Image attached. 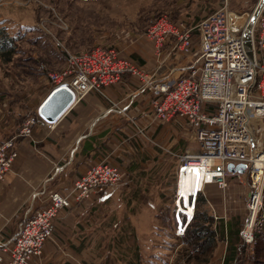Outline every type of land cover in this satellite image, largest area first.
<instances>
[{"label":"crops","instance_id":"obj_1","mask_svg":"<svg viewBox=\"0 0 264 264\" xmlns=\"http://www.w3.org/2000/svg\"><path fill=\"white\" fill-rule=\"evenodd\" d=\"M250 1L243 0L237 7L230 2V7L237 13L250 12ZM163 43L160 49L152 43V50H133L140 59L135 56L131 60L138 64L142 75L123 72L119 80L101 85L99 91L87 92L57 117L52 128L37 118L29 135L22 136L17 132L20 123L16 122L10 131L13 121H8L4 128L9 130L2 134L0 121V142L12 137L17 153L0 179V242L15 232L30 191L43 181L46 190L63 189L87 168L105 163L117 165L121 172L115 188L57 213L51 239L43 244L40 256L34 257L31 264H110L103 260L109 252L104 251L118 246L128 253L116 256L113 264H141L136 258L141 239L136 234L148 229L144 221L149 216L151 200H158L157 192L163 189L160 178L168 166L177 163L179 153L196 145L185 120L165 121L154 116L148 92L136 94L129 101L144 79L154 77L172 84L179 68L191 60V56L170 51V40ZM260 59L264 65V52ZM156 64L159 66L153 72ZM40 75L37 82L30 76L25 79V114L34 115L53 87ZM110 102L123 112H106ZM137 127H142V132ZM247 192V180L246 186L228 183L221 190L211 179L202 183L197 168L189 167L179 174L177 166L165 197L171 196L170 200L181 208L175 209L176 213L186 217L195 209H208L217 238L214 264H233L240 250ZM155 222L154 218L152 223ZM7 262V254L0 251V264Z\"/></svg>","mask_w":264,"mask_h":264},{"label":"built area","instance_id":"obj_2","mask_svg":"<svg viewBox=\"0 0 264 264\" xmlns=\"http://www.w3.org/2000/svg\"><path fill=\"white\" fill-rule=\"evenodd\" d=\"M230 14L242 13L230 7V0H220L215 11L192 25L167 18L152 24L149 32L156 36V48L170 40V51L191 56V60L179 68L172 84L154 77L144 79L129 101L136 94L148 92L155 117L165 121L179 118L190 126L196 145L177 155L179 174L189 167L198 168L202 183L211 179L225 190L226 178L240 174L234 167L228 170L227 164L243 165L248 192L240 237L242 244L249 245L260 226L264 200V65L260 59L264 52V6L252 25V60L243 46L246 24L233 28ZM123 72L142 75L131 59H116L111 51L95 49L79 55L67 53L66 65L59 71L47 72L46 78L53 86L50 91L64 87L70 93V105L87 92L99 91L101 85L119 80ZM108 111L123 112L112 102ZM37 118L48 128L57 119L49 121L36 112L25 118L18 134L29 135ZM13 140L0 142V179L17 157ZM120 178L118 166L105 163L87 168L63 189L46 190L45 181L32 189L15 232L0 242V251L8 256L7 264H31L34 257L40 256L43 244L51 239L52 224L61 209L115 188Z\"/></svg>","mask_w":264,"mask_h":264},{"label":"rangeland","instance_id":"obj_3","mask_svg":"<svg viewBox=\"0 0 264 264\" xmlns=\"http://www.w3.org/2000/svg\"><path fill=\"white\" fill-rule=\"evenodd\" d=\"M242 1L230 0L234 6H238ZM251 1L248 5L253 8L255 0ZM219 6L220 0H0V31L17 39L11 61L0 62L2 134L9 129L11 131L16 122L21 125L25 118L35 116L33 113L25 114V79L18 82V79H14L12 71L25 72V66L33 65V59L46 62L44 67H40L43 71L39 69V74L30 76L33 77L31 80L37 82L38 75L46 78L47 72L63 68L66 65L67 53L79 55L95 49L105 53L111 51L115 58L120 60L135 59V56L140 59V55L133 50H152V43L156 38L149 32L152 24L167 18L172 22H190L189 25H192ZM160 47H164V43L159 49ZM133 63L138 66L136 62ZM8 121L13 122L11 127L6 129L4 126L9 124ZM19 128L20 126L18 131ZM142 130V127H137L138 132ZM176 159L177 163L174 161L172 166H168L166 173L160 178V188L163 189L157 192L159 199L151 200V210L147 212L149 216L144 221L148 229L136 234L141 239V250H138L140 255L136 254L138 263L172 264L178 256L177 253L186 248L180 235L182 231L178 225L172 223V220H176L175 209L181 208L175 201L170 200L171 196L165 197L171 189L175 169L180 164L177 156ZM166 163H169V160L165 161ZM209 177L211 178V174ZM226 179L228 183L246 186L247 175L244 172L239 174V179L231 176ZM152 213L155 215L153 218ZM263 213L264 203L260 214L261 221ZM154 218L155 225L152 223ZM114 236H118V233ZM254 242L249 245L240 242L239 248H244L248 254ZM114 248L104 251L109 252L105 253L103 260H109L110 264L116 262V256L128 253L122 246ZM215 252L214 247L207 264H214ZM188 253L187 258H191L193 252L188 250ZM130 254H133L132 250ZM243 258L237 255L233 264H247ZM189 264H194L192 259Z\"/></svg>","mask_w":264,"mask_h":264},{"label":"trees","instance_id":"obj_4","mask_svg":"<svg viewBox=\"0 0 264 264\" xmlns=\"http://www.w3.org/2000/svg\"><path fill=\"white\" fill-rule=\"evenodd\" d=\"M16 42L17 39L7 35L6 32L0 31L1 63H8L11 61ZM32 63L33 65L31 66H25L27 70L23 73H14L16 71H12L14 79H18V82H22L23 79H26L31 75L39 74V69L42 70L40 67H44V64H46V62H40L35 59H33ZM61 68L62 67L52 71H59ZM1 94L2 91L0 90V99L2 98ZM207 211L208 209L200 211L195 209L190 217H186L183 214H176V220H172L174 225H178V228L182 229V241L186 244V248H183L179 254L177 253L178 256L174 259L172 264H189L190 259L193 260L194 264H207L210 253L213 251L217 243L215 230L213 228V216H211ZM254 239L255 242L248 254L245 253L244 248L240 249L238 254L239 258L243 256V260L247 261V264H264V213L260 226L255 232ZM188 250L193 252V256H191V258H187L189 254ZM238 264L243 263L240 262Z\"/></svg>","mask_w":264,"mask_h":264},{"label":"water","instance_id":"obj_5","mask_svg":"<svg viewBox=\"0 0 264 264\" xmlns=\"http://www.w3.org/2000/svg\"><path fill=\"white\" fill-rule=\"evenodd\" d=\"M263 6L264 0H258L255 6L252 8L251 15L249 17L247 12L242 13L240 16L230 14L231 26L233 28L237 29L239 26H243L244 24H246L242 40L244 49L250 60H252L254 57L251 35L252 25ZM70 101V93L64 87H61L50 91L41 102L40 106L36 109V112L44 119L51 121L58 117L68 107ZM232 167H234L240 173H244L242 164H227L228 170H231Z\"/></svg>","mask_w":264,"mask_h":264},{"label":"bare ground","instance_id":"obj_6","mask_svg":"<svg viewBox=\"0 0 264 264\" xmlns=\"http://www.w3.org/2000/svg\"><path fill=\"white\" fill-rule=\"evenodd\" d=\"M198 169V168H197Z\"/></svg>","mask_w":264,"mask_h":264}]
</instances>
